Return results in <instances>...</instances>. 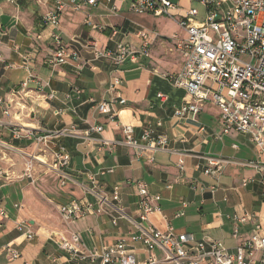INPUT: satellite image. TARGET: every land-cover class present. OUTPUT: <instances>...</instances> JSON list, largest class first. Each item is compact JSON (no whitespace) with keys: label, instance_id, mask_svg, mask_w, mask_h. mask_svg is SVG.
<instances>
[{"label":"crops","instance_id":"crops-1","mask_svg":"<svg viewBox=\"0 0 264 264\" xmlns=\"http://www.w3.org/2000/svg\"><path fill=\"white\" fill-rule=\"evenodd\" d=\"M172 1L178 15L194 8L189 0ZM63 2L67 4L68 0ZM131 3L113 0L79 10L65 7L58 27H51L40 25V18L55 9L54 0H21L17 4L0 0V98L5 100L19 87L27 75V65L39 81V86L30 85L26 97L10 105L11 115L0 122V167L14 177L0 187V208L6 215L0 217V264H51L52 257L57 258V264H66L67 257L58 250L56 241L62 236L69 238L71 232L80 235L87 249L98 252L133 233L137 197L127 181L136 180L145 183L151 195L160 197L159 212L149 218L158 230L171 226L176 233L193 235L195 241L220 240L230 252L254 233L264 236V167L258 169L251 164L258 159L255 148L247 136L235 132L214 138L221 123L220 112L212 104L202 106L195 117L174 115L189 100L186 91L173 87L168 79L181 69L183 58L175 45L186 38V33L175 18L134 13ZM139 32L148 36V57L126 61L119 67L108 60L93 59L92 45L114 49L123 44L139 52ZM53 34L78 54L79 61L55 67L50 64ZM24 56L31 62H24ZM114 77L122 85L112 92L109 85ZM50 92H55L52 100L47 99ZM119 98L125 103L112 105L114 120L95 111L99 102ZM58 110L62 114H57ZM12 124L36 132H59L75 126L74 136L56 139L70 154V181L64 187L53 173L41 169L35 175V184L21 177L23 162L18 151L32 153L34 144L13 140ZM96 125L103 131L87 135V130ZM122 125L132 126L137 139L146 128L165 135L168 149L153 154L152 163L137 159L123 144ZM101 140L122 143L101 147ZM208 157L226 161L217 183L197 168ZM179 160H183V173L177 166ZM108 168L113 173L97 176L96 182L107 193L114 185L121 186L122 215L105 205L102 214H89L70 224L63 222L57 207L72 197L94 201L86 191L91 188L88 175ZM193 180L196 185L191 188ZM211 184L217 187L215 194L199 191L200 185ZM179 213L183 214L177 216ZM245 215L249 216L247 220L237 223L235 217ZM115 217L118 220L113 225ZM25 223L34 235L31 241L25 238ZM19 224L24 228L18 230ZM236 226L238 238L234 239ZM7 247L18 253L17 259L10 258ZM132 251L137 264H147L142 246L135 244ZM154 255L157 264H178L165 261L161 251Z\"/></svg>","mask_w":264,"mask_h":264},{"label":"built area","instance_id":"built-area-1","mask_svg":"<svg viewBox=\"0 0 264 264\" xmlns=\"http://www.w3.org/2000/svg\"><path fill=\"white\" fill-rule=\"evenodd\" d=\"M9 4H17L21 0H4ZM105 1L111 4L113 0H54L55 9L42 15L40 25L58 27L60 13L65 7L79 10L81 7H94ZM126 1V0H120ZM198 5L200 10L191 8L183 14H176L177 6L172 0H132L130 10L138 14H148L156 17L176 19L180 29L185 31L186 38L179 39L175 48L183 58L180 71L168 79L173 87L186 91L188 102L175 110L177 117H195L207 103L215 106L220 112V132L215 139L227 136L231 132L248 137L249 143L257 152L254 164L258 169L264 167V0H189ZM141 40L140 51L119 44L114 49H100L92 45L94 60H108L119 67L126 61L137 62L139 57H148L150 42L144 32H139ZM54 53L50 59L52 66H62L69 62L79 61L75 51L69 50L58 35H51ZM27 64L31 62L29 56L23 57ZM27 75L16 90H12L4 100L0 98V122L2 118L10 116V105L18 99L26 97L30 85L39 86L37 77L29 66ZM122 81L114 77L109 85L112 92L118 90ZM55 92H50L47 99H54ZM161 98V95H159ZM117 102L122 105L121 98L101 101L95 106V111L114 120L112 105ZM57 114H62L58 110ZM101 125L91 126L87 135L101 133ZM75 126L59 132H36L35 129L21 124L10 126L13 140H30L34 144V151L26 153L18 151L23 157V176L32 184L36 182L37 170L53 173L60 187L69 181L70 154L66 147L56 141L58 137H72ZM123 144L132 149L137 159L154 161L153 154L168 149L169 141L163 134L155 133L153 129H144L137 139L134 129L130 125H122ZM118 141L101 140V147L121 144ZM236 148V145L233 146ZM14 150L12 147H10ZM0 159H3L0 156ZM205 164L197 167L201 173L213 183L219 182L225 160L205 158ZM183 173V160L177 163ZM113 173L112 168L98 170L96 174H89L91 188L86 191L94 197V201L70 198L57 207L60 218L70 224L89 214L99 215L104 212V206H110L115 213L122 215L120 207L121 186L112 187L110 193L101 188L97 176ZM8 170L0 167V187L13 180ZM132 184L136 192L135 212L137 221L134 223L133 233L119 238L115 243L103 247L100 252L87 249L79 234L71 232L70 237H59L56 241L58 250L67 257L66 264H137L132 253L133 245L143 247L147 254V264H157L154 252L161 251L164 260L178 264H264V236L254 233L247 239H242L230 252L220 240L195 241L193 235L176 233L168 226L165 230H158L149 223L151 215L159 212V195H151L147 185L139 180L127 181ZM247 181L243 182V186ZM195 180L189 186L194 188ZM199 191L208 190L215 194V184L200 185ZM111 203V204H110ZM185 207V204H183ZM179 213L177 216H181ZM0 208V217H5ZM249 216L237 218V223H244ZM118 218L111 220L117 224ZM24 225H17L23 229ZM259 229V226H256ZM25 238L31 241L32 231L25 223ZM234 239L238 238V228H234ZM12 260L18 258V253L6 248ZM51 264H57V258H51Z\"/></svg>","mask_w":264,"mask_h":264},{"label":"rangeland","instance_id":"rangeland-1","mask_svg":"<svg viewBox=\"0 0 264 264\" xmlns=\"http://www.w3.org/2000/svg\"><path fill=\"white\" fill-rule=\"evenodd\" d=\"M194 8L197 9V10H200L199 6H198V5H195V4H194ZM200 11H201V10H200ZM20 156H21V155H20ZM21 160H22V162H24L22 156H21ZM23 168H24V166H23ZM37 171H38V170H37ZM22 176H23V172H22V174H21V177H22ZM23 178H24V177H23ZM36 182H37V181H36ZM36 182H35V183H36ZM8 183H9V182H8ZM35 183H34V184H35ZM57 212H58V210H57Z\"/></svg>","mask_w":264,"mask_h":264}]
</instances>
